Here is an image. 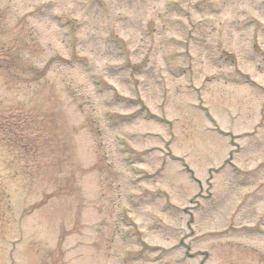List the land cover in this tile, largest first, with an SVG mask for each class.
Segmentation results:
<instances>
[{"label":"rangeland","instance_id":"374dc122","mask_svg":"<svg viewBox=\"0 0 264 264\" xmlns=\"http://www.w3.org/2000/svg\"><path fill=\"white\" fill-rule=\"evenodd\" d=\"M200 260L264 264V0H0V264Z\"/></svg>","mask_w":264,"mask_h":264}]
</instances>
